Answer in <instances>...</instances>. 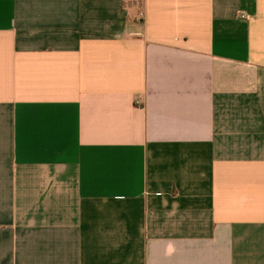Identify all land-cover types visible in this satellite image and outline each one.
<instances>
[{
    "label": "crops",
    "instance_id": "obj_1",
    "mask_svg": "<svg viewBox=\"0 0 264 264\" xmlns=\"http://www.w3.org/2000/svg\"><path fill=\"white\" fill-rule=\"evenodd\" d=\"M0 264H264V0H0Z\"/></svg>",
    "mask_w": 264,
    "mask_h": 264
}]
</instances>
